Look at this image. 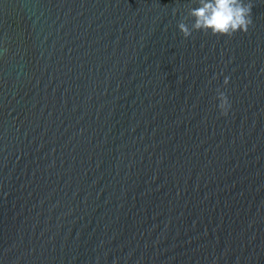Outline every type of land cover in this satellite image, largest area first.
I'll return each mask as SVG.
<instances>
[{
	"label": "water",
	"instance_id": "95a60500",
	"mask_svg": "<svg viewBox=\"0 0 264 264\" xmlns=\"http://www.w3.org/2000/svg\"><path fill=\"white\" fill-rule=\"evenodd\" d=\"M245 2L246 33L185 39L197 0H0V264H264Z\"/></svg>",
	"mask_w": 264,
	"mask_h": 264
},
{
	"label": "clouds",
	"instance_id": "9594fccd",
	"mask_svg": "<svg viewBox=\"0 0 264 264\" xmlns=\"http://www.w3.org/2000/svg\"><path fill=\"white\" fill-rule=\"evenodd\" d=\"M175 15V10L173 11ZM187 16L191 18V26L186 20L177 24L179 33L187 39L193 32L210 33L215 37L231 38L235 33H246L252 23L251 4L245 0H197V6L189 7ZM229 83L226 77L223 84ZM218 110L221 116H227L231 104L225 93L217 89Z\"/></svg>",
	"mask_w": 264,
	"mask_h": 264
}]
</instances>
